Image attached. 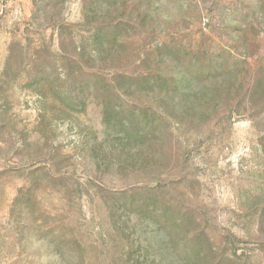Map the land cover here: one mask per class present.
I'll list each match as a JSON object with an SVG mask.
<instances>
[{
    "label": "rangeland",
    "instance_id": "obj_1",
    "mask_svg": "<svg viewBox=\"0 0 264 264\" xmlns=\"http://www.w3.org/2000/svg\"><path fill=\"white\" fill-rule=\"evenodd\" d=\"M0 264H264V0H0Z\"/></svg>",
    "mask_w": 264,
    "mask_h": 264
}]
</instances>
